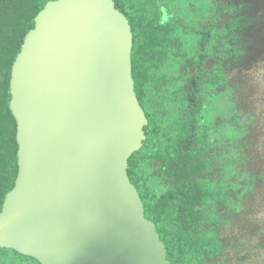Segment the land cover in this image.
<instances>
[{"label":"water","instance_id":"water-1","mask_svg":"<svg viewBox=\"0 0 264 264\" xmlns=\"http://www.w3.org/2000/svg\"><path fill=\"white\" fill-rule=\"evenodd\" d=\"M113 0L49 1L11 77L19 171L0 247L41 264H171L128 175L149 122Z\"/></svg>","mask_w":264,"mask_h":264},{"label":"trees","instance_id":"trees-1","mask_svg":"<svg viewBox=\"0 0 264 264\" xmlns=\"http://www.w3.org/2000/svg\"><path fill=\"white\" fill-rule=\"evenodd\" d=\"M49 1L55 0H0V213L19 171L17 121L10 108L12 68ZM113 1L131 25L135 91L149 122L144 146L129 159L128 175L171 264H214L226 250L220 210L229 198L224 184L207 178L218 162L215 117L222 119L218 97L210 89L226 87L228 81L224 73L205 78L212 31L199 29V19L192 25L190 12L198 18L199 13L190 1L182 10L179 0ZM206 6L209 10L211 5ZM240 20L228 26L236 27ZM186 63L198 65L197 70L184 68ZM236 130L229 129L228 135ZM0 264L41 263L0 247Z\"/></svg>","mask_w":264,"mask_h":264},{"label":"rangeland","instance_id":"rangeland-1","mask_svg":"<svg viewBox=\"0 0 264 264\" xmlns=\"http://www.w3.org/2000/svg\"><path fill=\"white\" fill-rule=\"evenodd\" d=\"M188 1L199 13L198 18L190 12L192 25L199 19V29L213 34L205 78L224 73L228 81L226 87L210 89L218 97L222 122L215 117L212 135L218 141L213 151L218 162L207 178L224 184L229 198L220 210L226 250L214 264H258L264 260V222L256 221L264 219V0H179L180 10ZM237 17L241 20L236 27H229ZM197 67L184 64L192 72ZM229 129L237 130L229 136Z\"/></svg>","mask_w":264,"mask_h":264}]
</instances>
